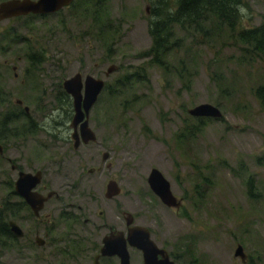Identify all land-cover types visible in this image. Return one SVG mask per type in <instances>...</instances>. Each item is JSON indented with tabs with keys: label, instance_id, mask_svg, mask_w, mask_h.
<instances>
[{
	"label": "rangeland",
	"instance_id": "1",
	"mask_svg": "<svg viewBox=\"0 0 264 264\" xmlns=\"http://www.w3.org/2000/svg\"><path fill=\"white\" fill-rule=\"evenodd\" d=\"M79 1L80 11L64 12V28L54 42L62 51L63 80L80 74L114 88L126 73L138 69L146 75L144 82L131 81L123 94L113 95L111 88L99 95L89 124L108 159L101 173L85 172L90 180L83 181L79 194H87L93 183L100 188L115 179L123 189V211L166 243L173 241L186 264H264V109L253 97L264 85V58L245 55L226 31L201 38L177 30L180 42L167 56L165 70L143 56L151 46V0H104L108 29L84 13L81 3L89 0ZM241 12L243 27L263 24L264 0H245ZM111 65L116 71L106 76ZM212 72L221 76L213 81ZM201 104L218 108L221 118L188 115ZM100 157L81 154L53 183H77L74 174L96 168ZM152 169L182 200L179 210L168 211L150 197L146 181ZM9 179L8 166L0 162V200H8ZM45 180L52 183L49 175ZM11 220L26 232L25 220ZM54 226H49L51 235L59 231ZM238 245L245 263L234 256ZM29 255L23 239L14 247L7 241L0 246L1 264H30Z\"/></svg>",
	"mask_w": 264,
	"mask_h": 264
},
{
	"label": "flooded vegetation",
	"instance_id": "2",
	"mask_svg": "<svg viewBox=\"0 0 264 264\" xmlns=\"http://www.w3.org/2000/svg\"><path fill=\"white\" fill-rule=\"evenodd\" d=\"M24 1L40 0H0V6ZM78 1L48 13L23 14L20 8H13L0 19V162L10 171L8 200H0V217L25 220L26 232L19 227L23 232L20 238L10 232L17 239L11 243L14 247L23 239L30 264H186L173 241L166 243L151 227L136 222L132 214L128 217L129 212L123 211V189L115 179H108L100 188L93 183L92 188H86L87 194H79L80 187L85 188L83 181L90 180L85 172L101 173L108 154L96 135L94 141L84 143L67 127L73 106L63 88L62 51L54 42L64 28V12L75 14ZM64 95L69 96L67 101ZM65 102L72 108L69 120H65ZM67 131L71 135L65 134ZM86 152L101 156V163L90 169L80 165L82 174L71 171L77 183H53L60 170ZM21 174L36 177L28 182L32 188H17ZM48 175L52 183L45 180ZM150 192L168 211L182 206L174 194L181 203L179 209L167 207ZM47 197L42 202L41 198ZM51 224L59 230L52 235ZM136 227L146 228L155 245L154 250L147 249L146 261L143 249L137 247L145 244L144 235Z\"/></svg>",
	"mask_w": 264,
	"mask_h": 264
},
{
	"label": "trees",
	"instance_id": "3",
	"mask_svg": "<svg viewBox=\"0 0 264 264\" xmlns=\"http://www.w3.org/2000/svg\"><path fill=\"white\" fill-rule=\"evenodd\" d=\"M104 0H89L81 3L82 9H85L89 17L96 26L110 28V20H106L107 9H102ZM80 2V1H79ZM95 2L94 7L92 8ZM245 6V0H151V16L148 32L151 38L150 48L143 54L148 58L152 65L165 67V60L173 49L178 47L180 39L175 37L177 30L183 32H196L201 38H209L212 34L226 31L241 48H244V54L250 55L254 59L264 58V23L254 27L242 26V8ZM91 8V9H89ZM76 10L80 11V5ZM103 20H105L103 22ZM212 28H214L212 30ZM185 65V64H184ZM169 70V69H168ZM182 72L185 68L181 69ZM213 81L220 74L213 72L210 74ZM221 76V75H220ZM131 81H146L145 72L136 69L132 73H126L118 77L111 85H105L104 90L110 91L113 95L123 94V89H127ZM226 92V91H225ZM67 95L64 100L67 101ZM253 97L259 102L261 109H264V85L257 86L253 91ZM100 102L98 98L97 103ZM96 103V104H97ZM67 103L65 102V105ZM95 104V105H96ZM67 106V105H66ZM71 106V105H70ZM65 111V120H69L72 114V108ZM200 120V118H197ZM184 130L187 131L185 124ZM248 194L252 196L253 181L247 180ZM0 246L3 248L7 242L13 239L8 221L0 217ZM1 264V263H0Z\"/></svg>",
	"mask_w": 264,
	"mask_h": 264
},
{
	"label": "water",
	"instance_id": "4",
	"mask_svg": "<svg viewBox=\"0 0 264 264\" xmlns=\"http://www.w3.org/2000/svg\"><path fill=\"white\" fill-rule=\"evenodd\" d=\"M72 0H40L37 3L24 1V2H8L0 6V19L8 16L10 9L20 8L23 14L28 12L34 13H48L52 11H56L62 7L67 6ZM56 6H55V5ZM116 71V66L111 65L107 68L106 76L110 75ZM105 87V83L101 79H95L92 76L82 77L80 74H75L72 77L66 79L63 82V88L65 92L71 97L72 106H73V117L71 121V127L73 128V136H81L83 138V142H91L95 140V133L91 130L88 123V114L91 108L97 102L99 95L103 91ZM188 115L194 118H212V119H220L221 113L220 110L209 104H201L195 106L187 111ZM77 126L78 131H77ZM78 145V141H76L75 146ZM107 158L105 154L103 160ZM31 175L21 174L20 179L17 182L19 187H23L28 190L33 185H28L29 180L31 179ZM36 180V177L32 178ZM147 183L149 185L150 190L160 199V201L165 204L167 207H174L179 209L181 203L176 199L170 189L169 182L165 179L162 173L157 169H152L147 177ZM110 187V186H109ZM22 190V189H21ZM21 194L24 191H19ZM50 197V195H49ZM47 198H41L42 202L47 200ZM128 217L131 219L130 213H128ZM10 232L14 234L15 237L20 238L23 236L22 230L14 221H9L8 223ZM140 233H143V241L145 244L137 245L138 248H142L146 257L150 254L147 249L151 248L154 250L155 245L149 239V232L146 228L136 227ZM133 239V236L130 237ZM235 257H239L242 261L245 260V255L243 253V249L241 246H237L235 252Z\"/></svg>",
	"mask_w": 264,
	"mask_h": 264
}]
</instances>
